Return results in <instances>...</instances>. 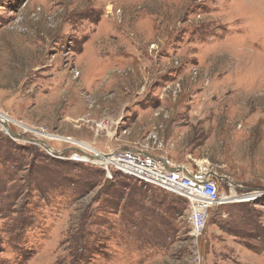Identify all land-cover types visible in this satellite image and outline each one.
I'll return each mask as SVG.
<instances>
[{"label":"rangeland","instance_id":"obj_1","mask_svg":"<svg viewBox=\"0 0 264 264\" xmlns=\"http://www.w3.org/2000/svg\"><path fill=\"white\" fill-rule=\"evenodd\" d=\"M86 64H119L120 98L158 113L154 154L235 191L203 234L182 197L55 156L104 150ZM3 116L0 264H264V0H0Z\"/></svg>","mask_w":264,"mask_h":264},{"label":"built area","instance_id":"obj_2","mask_svg":"<svg viewBox=\"0 0 264 264\" xmlns=\"http://www.w3.org/2000/svg\"><path fill=\"white\" fill-rule=\"evenodd\" d=\"M190 74L195 79L198 75L197 68H191ZM39 130L40 133L45 134L42 128ZM121 133L126 135L125 130ZM51 138L53 141L75 142L71 138L58 135H51ZM164 143L158 141L154 131L149 133L145 141L137 147L111 149L106 153H99L93 149L89 150V153L73 151L67 154L59 151L55 156L78 163L99 165L104 171L106 180H112L113 175L120 174L182 197L188 203L190 224L201 235L207 227L212 211L222 205L217 182L222 179H218L216 174L205 169L188 170L176 167L167 157L154 154V146L158 144L157 148L163 147ZM173 168L175 170H171ZM262 194L258 196H263Z\"/></svg>","mask_w":264,"mask_h":264},{"label":"crops","instance_id":"obj_3","mask_svg":"<svg viewBox=\"0 0 264 264\" xmlns=\"http://www.w3.org/2000/svg\"><path fill=\"white\" fill-rule=\"evenodd\" d=\"M83 68H86V75L82 78L85 91H90L92 93L96 92L99 89L102 92L104 91L103 96H108L105 102H100L99 106L101 105V107L99 109V112L95 110L91 111V114H93V116L95 112L100 114V116L102 117L100 122L103 123L106 131V143L104 146V150L97 152L106 153V151L108 152L111 149L137 147L139 144L143 143L145 141V138L148 136L147 135L143 138L144 135L154 132L157 128H161L162 122H160L161 120L157 118V112L151 109L140 108L139 103L140 100H142V96L140 95H142V93L138 95L135 93L133 97H126L125 100L123 98H120L122 97V93L121 91H118V85L123 84V79L118 76V69L120 68L119 64H86L85 67H83L82 65L81 69L83 70ZM100 76L101 78H99ZM169 95L175 97L176 90H174V92ZM120 101L123 102L121 103ZM131 105L136 106V109L139 108V110H136L138 111V113L136 114V118L133 120V122L127 124V122L125 121L122 122V117L124 116V111L126 110V108H129L128 106ZM75 106L83 109L82 104H78ZM121 125L123 126V128L121 127ZM123 130L126 131V135H123L121 133ZM165 131V134H168L170 132V129L165 127ZM165 142L167 143L166 140ZM163 156L167 157L165 155ZM171 163L176 167L178 166L179 168L183 167L188 170H194L187 164H178L172 161Z\"/></svg>","mask_w":264,"mask_h":264},{"label":"bare ground","instance_id":"obj_4","mask_svg":"<svg viewBox=\"0 0 264 264\" xmlns=\"http://www.w3.org/2000/svg\"><path fill=\"white\" fill-rule=\"evenodd\" d=\"M8 118V117H7ZM5 116H3V118H1L0 120H2V122L1 123H4L5 125H6V123H8L9 122V120L10 119H7ZM7 121V122H6ZM11 122H13V121H11ZM34 132V131H33ZM73 143H75V142H73ZM85 148H88L89 150H91V148H89L88 146H86V145H83ZM99 157H101V154L99 155ZM234 192L235 191H233L232 189H231V195L230 196H223V197H221V200H222V204H224V203H229V202H231L233 199H236V198H238V196H236L235 194H234ZM260 193V192H259ZM263 194H264V192H262ZM261 194V193H260ZM259 195V194H258ZM258 195H250V196H246L245 198L244 197H242V201H244V200H250V199H254L255 197H258ZM241 198V197H240ZM241 200H239V201H241Z\"/></svg>","mask_w":264,"mask_h":264},{"label":"water","instance_id":"obj_5","mask_svg":"<svg viewBox=\"0 0 264 264\" xmlns=\"http://www.w3.org/2000/svg\"><path fill=\"white\" fill-rule=\"evenodd\" d=\"M6 130L8 131V128H6ZM171 170H175V169L173 168ZM218 179H223V178L222 177H218Z\"/></svg>","mask_w":264,"mask_h":264}]
</instances>
